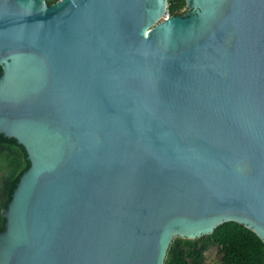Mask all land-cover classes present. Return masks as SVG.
I'll return each mask as SVG.
<instances>
[{"label":"water","instance_id":"obj_1","mask_svg":"<svg viewBox=\"0 0 264 264\" xmlns=\"http://www.w3.org/2000/svg\"><path fill=\"white\" fill-rule=\"evenodd\" d=\"M0 0V133L31 167L0 264H165L264 241V0Z\"/></svg>","mask_w":264,"mask_h":264},{"label":"trees","instance_id":"obj_2","mask_svg":"<svg viewBox=\"0 0 264 264\" xmlns=\"http://www.w3.org/2000/svg\"><path fill=\"white\" fill-rule=\"evenodd\" d=\"M47 1L50 5L56 3V0ZM188 10L187 0H169L171 16L187 15ZM3 73L4 66L0 65V77ZM30 167L26 148L16 138L0 133V233L8 222L3 211L9 208ZM213 246H217L219 255L216 264H264V241L252 229L235 221L225 222L213 234L196 239L175 238L165 264H209L206 253Z\"/></svg>","mask_w":264,"mask_h":264},{"label":"rangeland","instance_id":"obj_3","mask_svg":"<svg viewBox=\"0 0 264 264\" xmlns=\"http://www.w3.org/2000/svg\"><path fill=\"white\" fill-rule=\"evenodd\" d=\"M189 12H190V8H189L187 14ZM206 254H207V261L209 264H213V263L216 264L219 262V255H218L217 246H213Z\"/></svg>","mask_w":264,"mask_h":264},{"label":"built area","instance_id":"obj_4","mask_svg":"<svg viewBox=\"0 0 264 264\" xmlns=\"http://www.w3.org/2000/svg\"><path fill=\"white\" fill-rule=\"evenodd\" d=\"M58 1H61V0H56V2H58ZM170 16H171V15H170L169 12L167 11L166 15L163 17L162 20L167 19V18H169Z\"/></svg>","mask_w":264,"mask_h":264}]
</instances>
